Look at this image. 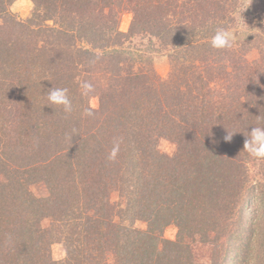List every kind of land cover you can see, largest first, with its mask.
I'll return each mask as SVG.
<instances>
[{
  "label": "trees",
  "instance_id": "trees-1",
  "mask_svg": "<svg viewBox=\"0 0 264 264\" xmlns=\"http://www.w3.org/2000/svg\"><path fill=\"white\" fill-rule=\"evenodd\" d=\"M237 1L34 0L21 21L0 0V264H210L161 232L233 216L253 170L264 188V159L243 149L251 127L264 126V40L210 46L218 25L233 30ZM124 10L132 35L181 53L166 79L124 48ZM54 88L68 90L70 113L48 105ZM161 138L176 144L172 157L159 152ZM15 205L38 214L18 237L6 220ZM261 228L256 254L227 241L236 264H264ZM53 242L63 259H52Z\"/></svg>",
  "mask_w": 264,
  "mask_h": 264
},
{
  "label": "rangeland",
  "instance_id": "rangeland-1",
  "mask_svg": "<svg viewBox=\"0 0 264 264\" xmlns=\"http://www.w3.org/2000/svg\"><path fill=\"white\" fill-rule=\"evenodd\" d=\"M263 3L264 0L237 1L235 10L236 23L233 30L237 33L236 39L246 43V47L256 37L258 39L262 37V40H264V18H262L264 14L259 15L263 11ZM30 16L22 19L17 16L15 17L17 20L25 21ZM132 20L133 13L130 10L122 11L118 19L117 27L123 37L122 43H124V48L129 51L131 49L137 50L138 54L140 52L142 55L143 60L151 59L155 73L160 78L166 79L174 68L175 55H181V53L174 52L175 55L172 59L174 53L168 50L167 46L156 40L148 39L147 36L134 35L136 32L132 35L129 31ZM1 24L2 18L0 17V26ZM249 31L250 33H248ZM130 36L132 37L130 38ZM247 38H251V40L247 41ZM88 105L91 109H98V96L91 95L88 99ZM157 148L160 153L172 157L176 151V144L173 140L161 138L157 142ZM252 162L256 163V161ZM253 174L254 170L252 174H246L248 178L245 187L247 193L241 195L233 216L227 218L228 216L225 215V212L220 211L213 219L201 220L198 225L194 223L189 224L188 220L185 221V225L184 222L182 224L171 221L163 227L161 232L162 237L172 242L182 238L190 242V251L186 253V256L189 254L188 259L196 263L236 264V253L234 254V250L229 248L231 245L236 249L240 248L243 244L246 246L249 243L254 254H256L262 238L259 237L262 232L261 227H264V201L261 200L262 196L264 197V193H260L262 190L264 192V188L258 186V183L252 185V180L256 179V177H253ZM33 190L36 194L46 193L45 186L41 183L34 185ZM15 195V197L22 199L20 192ZM10 210L11 213L7 215L6 220H10V226L16 237L22 235V220H32L33 216H38L33 206L27 208L24 205H15ZM40 222L42 223L41 226L45 224V220H40ZM253 224L255 227H253ZM136 226L142 227L144 225L138 222ZM35 227L37 228V225ZM252 228H255L253 232H251ZM260 228L261 231H258ZM227 241L231 245L226 246ZM228 249L230 251L227 253ZM50 252L54 260H61L65 257V248L61 242H53L50 246ZM226 253L227 256H224Z\"/></svg>",
  "mask_w": 264,
  "mask_h": 264
},
{
  "label": "clouds",
  "instance_id": "clouds-1",
  "mask_svg": "<svg viewBox=\"0 0 264 264\" xmlns=\"http://www.w3.org/2000/svg\"><path fill=\"white\" fill-rule=\"evenodd\" d=\"M34 9V0H11L9 4V12L18 18H26L30 16ZM237 33L225 26H217L210 39V46L215 49H231L236 43ZM246 37V36H245ZM244 37V39H245ZM82 95H89L93 86L88 82H82ZM48 105L62 106L65 113L72 111V101L69 99L68 90L66 88H54L48 93ZM84 114L91 116L92 111L85 108ZM234 133V132H233ZM245 136L243 149L252 157L264 159V126L251 127ZM232 134H228L225 139L231 140Z\"/></svg>",
  "mask_w": 264,
  "mask_h": 264
}]
</instances>
